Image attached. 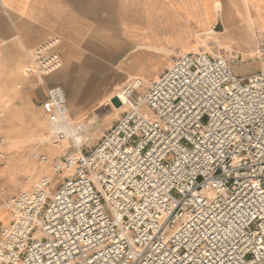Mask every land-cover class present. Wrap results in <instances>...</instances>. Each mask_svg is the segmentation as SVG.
I'll return each mask as SVG.
<instances>
[{
  "label": "built area",
  "instance_id": "1",
  "mask_svg": "<svg viewBox=\"0 0 264 264\" xmlns=\"http://www.w3.org/2000/svg\"><path fill=\"white\" fill-rule=\"evenodd\" d=\"M255 43L262 65L246 80L203 52L178 54L148 88L135 80L125 91L129 111L96 147L56 162L65 174L57 190L51 193L43 179L0 202L10 214L0 231V264H148L152 250L189 218L231 219L233 208L239 216L264 205V31L255 33ZM59 46L53 38L36 48L26 73L44 81L60 71ZM228 99L241 107L225 116L220 105ZM66 101L61 87L47 90L51 129L66 121ZM7 162L0 137V167ZM240 231V264H258L264 223Z\"/></svg>",
  "mask_w": 264,
  "mask_h": 264
},
{
  "label": "crops",
  "instance_id": "2",
  "mask_svg": "<svg viewBox=\"0 0 264 264\" xmlns=\"http://www.w3.org/2000/svg\"><path fill=\"white\" fill-rule=\"evenodd\" d=\"M250 2L264 6V0ZM212 3L213 0H0V120L13 119L28 108L32 113H43L48 122L43 103L47 100L46 89L52 87L71 88L76 99L78 95H91L106 100L113 95L104 94V87H115L130 77L144 84L139 75L152 80L161 73L158 80L178 52L193 53L206 34L215 33L212 22L216 14L222 18L224 32L211 39L213 43L221 45L228 31L234 43L239 37L247 39L244 27L236 26L232 6L213 7ZM53 38L60 40L63 67L40 81L28 75L26 67L31 53ZM243 44H239L240 49L248 48ZM253 56L256 58V43L250 57ZM117 57H125V75L119 77L114 69ZM78 87L85 90L76 91ZM17 164V158H13L12 167ZM8 173L0 170V176ZM11 184L10 176L7 182L0 181V202L12 198L15 190ZM9 223V212L0 210V231Z\"/></svg>",
  "mask_w": 264,
  "mask_h": 264
},
{
  "label": "rangeland",
  "instance_id": "3",
  "mask_svg": "<svg viewBox=\"0 0 264 264\" xmlns=\"http://www.w3.org/2000/svg\"><path fill=\"white\" fill-rule=\"evenodd\" d=\"M226 4L232 6L230 9H233L234 15H236V26L240 29L242 27L246 28L247 39L239 37L235 39L234 43L232 38L231 43H226L225 35L222 37L221 45L217 42L213 43L211 39H216L217 34L224 32L222 18L219 14H216L212 22V29L215 33L206 34L203 43L193 53L203 52L212 58L224 59L240 79L246 80L257 74L262 65L260 60L254 58V56L251 58L250 55L254 54L255 33L264 31V6H256L250 0H213L212 6L225 7ZM230 9L228 8L227 11L229 12ZM244 42L248 45V48L243 50L239 48V44ZM243 45L245 46V44ZM176 57H172L170 62ZM124 64L125 57H117L114 68L117 77L125 75L123 72ZM159 75L154 76L152 80L144 79L146 77L143 75H139L138 78L143 79L144 87L148 88ZM132 79L133 77H130L129 81L122 84L118 83L115 87H104L102 89L104 94L110 93L113 95L112 98L106 100L95 99L91 95H78L76 99L77 94L74 95L71 88L63 87L68 110L67 132L64 139H59L52 132L51 126L43 113L35 114L30 112L28 108L13 119L0 120V137L6 140V152L8 154V162L5 166L0 167V170L10 172L7 176L1 175L0 181L7 182L8 176L13 180L11 185L15 193L10 197L29 191L43 179L51 182V193L57 190L62 184L65 174L56 171V162L65 156L77 155L80 152L83 154L89 153L116 121L129 111L128 101L124 103L121 110H117L120 108V104L116 97L123 96L125 98L123 91L133 83ZM84 90L85 87L76 89L79 92ZM142 112L148 117L153 116L146 108H143ZM73 129H78L81 134L79 136L82 139L73 133ZM35 155L44 156L48 163L41 162L34 157ZM13 158L18 160L16 167H12Z\"/></svg>",
  "mask_w": 264,
  "mask_h": 264
},
{
  "label": "snow or ice",
  "instance_id": "4",
  "mask_svg": "<svg viewBox=\"0 0 264 264\" xmlns=\"http://www.w3.org/2000/svg\"><path fill=\"white\" fill-rule=\"evenodd\" d=\"M227 104L232 107H227ZM227 104L220 105L225 116L235 114L241 107L240 102L234 99H228ZM248 107H251L250 103ZM259 107L264 108V101H261ZM236 122L239 123V120ZM233 211L235 208L228 213L231 219L221 213L207 218L203 215L189 218L182 227L152 250L148 264H240L235 252L238 240L244 239L240 229L252 221L264 223V205L255 208L249 206L239 216L233 215ZM257 242L260 251L258 264H264V231L260 232ZM253 246L255 247V243Z\"/></svg>",
  "mask_w": 264,
  "mask_h": 264
},
{
  "label": "bare ground",
  "instance_id": "5",
  "mask_svg": "<svg viewBox=\"0 0 264 264\" xmlns=\"http://www.w3.org/2000/svg\"><path fill=\"white\" fill-rule=\"evenodd\" d=\"M249 6H251L250 4H249ZM252 7V6H251ZM246 30V28L244 27V31ZM231 40H232V38H231V35H230V32L228 31L227 32V34H226V37H225V41H226V43L228 42V43H231ZM134 87H138V84H134ZM126 91V90H125ZM125 91H123L124 92V94H125V98H123V96H117L116 97V99L118 100V102H119V104H120V108H118L117 110H121V108L123 107V105H124V103H127V101H128V104H129V99H128V97L126 96V93H125ZM127 104V105H128ZM67 116H68V114H67ZM66 119H67V117H66ZM86 124V123H85ZM84 125V124H83ZM90 126V125H89ZM82 128V127H81ZM96 129V128H95ZM81 130V129H80ZM84 130H86V129H84ZM52 132L53 133H55V135L57 136V137H59V139H64V136L66 135V132H67V123H66V121L62 124V125H60L59 127H57V128H53L52 129ZM59 133H62L63 135L62 136H60L59 135ZM73 133H75V134H77L78 136L79 135H81L80 134V132L78 131V129H73ZM79 138L80 139H82L80 136H79Z\"/></svg>",
  "mask_w": 264,
  "mask_h": 264
}]
</instances>
